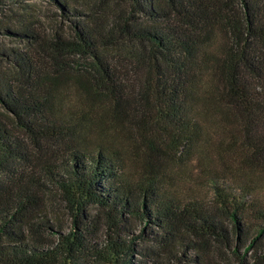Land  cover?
I'll return each instance as SVG.
<instances>
[{"label": "trees", "instance_id": "1", "mask_svg": "<svg viewBox=\"0 0 264 264\" xmlns=\"http://www.w3.org/2000/svg\"><path fill=\"white\" fill-rule=\"evenodd\" d=\"M49 1L68 32L0 22L29 46L0 49L15 70L13 80L0 75L11 114L0 116V264H197L184 254L199 246L193 238L264 264V0ZM70 74L84 101H109L116 124L162 136L176 127L180 154L202 139L197 109L225 107L223 121L240 127L227 130L226 156L238 152L248 168L222 170L219 156L209 192L185 195L152 164L128 174L120 149L76 142L88 118L46 88ZM47 186L71 211L68 230L51 222Z\"/></svg>", "mask_w": 264, "mask_h": 264}, {"label": "rangeland", "instance_id": "2", "mask_svg": "<svg viewBox=\"0 0 264 264\" xmlns=\"http://www.w3.org/2000/svg\"><path fill=\"white\" fill-rule=\"evenodd\" d=\"M78 4L84 5L82 0H77ZM80 5V6H81ZM59 10L49 0H1L0 1V22L4 25H20L24 20L28 27H32L44 36H53L59 33L69 31L70 23L65 22L59 17ZM29 46L25 41L0 32V49L26 50ZM75 61H79L76 59ZM14 66L10 65L9 60L0 57V75H8L13 80L15 77ZM142 76V75H140ZM67 79L58 83L56 87L46 85L57 93L60 99H63L65 107L69 109H78L83 116L88 118L84 123L82 133L77 135L76 142L86 143L93 148L99 145L105 147L113 146L122 152L125 168L128 174H139L151 164L158 168L161 179L164 184L172 189L174 193L185 195L188 191L195 190L198 193H207V174L210 172L211 163L219 166L215 159L219 156L225 158L226 166L222 165V170L229 168L233 162L239 168H248L247 158L244 161L247 164H239L240 157L234 154L231 160L227 153L232 150L230 146V134L228 129L240 128L236 118L235 123L224 122L225 107L217 104H203L197 109L199 122L203 129L201 141L196 145L195 150H188L183 154L178 152L176 146V136L180 134L173 125L165 127L168 133L162 136L157 131H145L136 127L133 123L124 121V126L116 121L114 108L109 101L104 98H97L95 101H84L85 95L78 82L71 80L74 74L66 76ZM0 116L8 119L11 114L0 103ZM239 136V135H238ZM240 142V141H238ZM210 167V168H209ZM242 170V169H241ZM6 181L0 177V185ZM41 196L46 202V211L51 217V222L62 226L68 230L72 224V214L69 207L62 198L49 186L42 189ZM87 211L91 214L99 212L97 206H90ZM140 229V228H139ZM199 246L196 250L186 249L184 254L188 256H198L197 264H239L232 252L226 245L213 242L211 240H202L193 238ZM250 241L247 243V246ZM174 252H178L173 249ZM252 256V251L247 257ZM163 260L162 258H159ZM168 260L167 258H164Z\"/></svg>", "mask_w": 264, "mask_h": 264}]
</instances>
